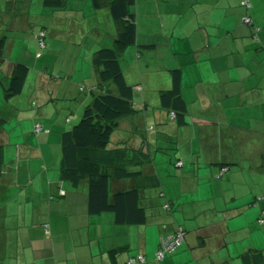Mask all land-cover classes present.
Returning <instances> with one entry per match:
<instances>
[{
  "label": "crops",
  "instance_id": "0c3cea01",
  "mask_svg": "<svg viewBox=\"0 0 264 264\" xmlns=\"http://www.w3.org/2000/svg\"><path fill=\"white\" fill-rule=\"evenodd\" d=\"M84 1L50 8L42 0H0V35L6 37L0 52V264H119L136 253L145 257L139 264H264V224L257 222L264 199H256L264 193V0H251L249 9L261 26L258 43L240 21V0H134L129 6L135 42L115 43V49L140 111L119 119L109 148L126 150L127 168L136 172L111 179L109 187L138 188L143 222L91 212L86 182L75 186L61 176L60 136L90 102L89 89L116 91L99 81L94 46L82 66L84 85L77 82L76 60L70 79L49 78L45 70L32 81L27 75L30 104L23 112L11 106L19 94L4 96L15 61L32 56L33 69L50 62L25 46L34 38L16 48L7 35L48 30L56 11L97 24L99 37L107 20L110 40L100 37L98 45L109 40L112 46L120 23L105 3L94 8ZM174 68L181 71L186 105L181 119H172L160 101L172 87ZM35 121L48 131L35 132ZM43 222L50 223L49 235ZM176 226L185 230L183 242L155 260L159 236Z\"/></svg>",
  "mask_w": 264,
  "mask_h": 264
},
{
  "label": "trees",
  "instance_id": "16d2710c",
  "mask_svg": "<svg viewBox=\"0 0 264 264\" xmlns=\"http://www.w3.org/2000/svg\"><path fill=\"white\" fill-rule=\"evenodd\" d=\"M67 1L68 0H42V4L50 8H64ZM91 3L94 8H100L104 6L102 4L105 3L112 17L120 23V27L117 29V36L114 39L115 42L112 46L98 45L92 58V62L97 69L96 72L100 83L109 81L114 84L116 91L109 88L105 90L101 88L100 90L89 89L91 100L83 107L79 120L75 122L71 128L64 130L60 136L61 176L63 179L69 181L71 185L75 186L86 182L87 203L91 212L111 211L118 221L143 222L146 219V215L144 207L140 205L138 188L132 187L110 192L109 187L111 179L135 175L136 172L127 168L129 157L126 150L109 148L111 134L118 126L119 119L134 113L136 110L132 96L133 86L127 83L124 77L115 49V43L131 44L135 42V21L133 14L129 11V6L134 3V0H91ZM240 5L245 9V12L240 17V21L250 26L252 39L255 43H258V35L261 31V26L254 22L249 12L251 0H240ZM245 16L249 17L250 20L247 22L244 21L243 17ZM42 28L43 29H39L36 32H32L33 38L40 48L35 53L36 57H40L43 53L42 50L47 47L45 41L47 30L44 27ZM5 39L6 37L4 35L0 37V52L4 47ZM28 73L29 66L24 61H15L13 63L9 83L7 87L4 88V96L10 97L20 93ZM171 75L172 87L160 93V101L161 104L169 110L172 119H181L185 113L186 105L180 94V69H172ZM84 88L86 87H81V89ZM36 124H39L40 128L36 129ZM33 130L35 132L48 131V128H45L39 121H35ZM2 157L3 150L0 145V163ZM58 193L61 194L63 192L59 190ZM261 195H264V193L257 196L256 199L258 201L264 199V196L259 198ZM163 208L169 210L170 206L166 203L163 205ZM260 218L264 219V209H262L261 215L257 218L259 224H264V221H258ZM42 228L45 234H50L51 229L49 222H43ZM179 228H181L183 232L181 244L185 235V230L181 226H176L172 231L164 232L159 236V240L161 236L167 233H174ZM179 245L166 252L164 256L172 252ZM138 254H141L145 260L142 253H136L127 256V258L119 264H124L129 257H135ZM155 260L157 259L155 258ZM140 262L142 261L136 264Z\"/></svg>",
  "mask_w": 264,
  "mask_h": 264
},
{
  "label": "rangeland",
  "instance_id": "374dc122",
  "mask_svg": "<svg viewBox=\"0 0 264 264\" xmlns=\"http://www.w3.org/2000/svg\"><path fill=\"white\" fill-rule=\"evenodd\" d=\"M82 3H85L84 0H80ZM77 15V13H71L70 10H63V12H58L56 11L54 14L53 18H50L47 21V33L45 37V41L47 43V47L44 48L43 51V56L39 60L43 59V57L49 55V64L47 66L44 65H38L34 69L32 68V65L30 62H32L31 59H34L32 56H25L29 59V62L24 61L28 66H29V77L32 79H35V74L38 71H46L48 77L52 79H59V80H66L71 78V73L74 69V66L76 65V60H78L79 63H77V70H76V76L79 77V80L77 82L81 83V85L85 84V81L81 78V72H82V66L85 63H88L89 59L88 56H90V52L92 51V47L97 48L101 38L106 40V38H109V29L111 28L110 22L105 20L104 25V33L102 32V35L99 37L98 35L100 34L98 32V28L96 27L97 24H95L94 28L93 25L88 24L86 22H83L81 20L83 19H77L74 20L72 18L73 15ZM66 15L69 19H63V16ZM87 17L84 18L86 20ZM80 20V21H79ZM37 29V28H36ZM96 29V30H95ZM34 29H26L24 32V35H7L9 36L10 42L15 41L16 48L20 43L25 40L27 42V37L33 38L32 32ZM98 33H97V32ZM2 35H0L1 37ZM142 36V35H141ZM109 40L105 41V43H101L99 46H105L109 43H111ZM35 41V40H34ZM25 44V43H24ZM28 44V45H27ZM25 46L29 48L31 51V54L34 56L36 51L39 50L40 48L38 45L36 46V42L34 44L32 43H26ZM22 47V45H21ZM26 49V48H24ZM81 51V53L78 55L77 50ZM20 60L23 59L24 57H19ZM42 62V61H41ZM83 62V63H82ZM155 64H153L154 66ZM88 66L85 65V67ZM45 67H48L45 69ZM83 73V72H82ZM90 73V71H89ZM88 81V83H92L93 81L90 78H84ZM74 80V79H73ZM40 82V80H39ZM7 87V85H6ZM28 91L25 87L22 88L21 94L18 93L19 95L16 96V101L15 104H11V106H14L16 109V112L19 111L23 112L24 108L29 106L30 104V99L28 97ZM11 97V96H10ZM29 99V100H28ZM12 101V100H10ZM17 102H21L18 105ZM32 105V104H31ZM33 106V105H32ZM11 107L9 106V109ZM35 109V107H34ZM140 110L137 109L134 111L133 114L138 113ZM82 112V111H81ZM81 115V113H80ZM80 118V117H79ZM79 118L76 120V122L79 120ZM74 124L71 123L69 125V128ZM113 142L112 137L110 138L109 145Z\"/></svg>",
  "mask_w": 264,
  "mask_h": 264
},
{
  "label": "built area",
  "instance_id": "2783aa9c",
  "mask_svg": "<svg viewBox=\"0 0 264 264\" xmlns=\"http://www.w3.org/2000/svg\"><path fill=\"white\" fill-rule=\"evenodd\" d=\"M244 21H249V17L245 16L243 17ZM35 128H40L39 124L35 125ZM177 164H181V161H178ZM264 195H261L259 198H262ZM259 222H263L264 219L260 218L258 219ZM183 238V232L182 229H177L174 233H167L166 235H163L160 237L158 248L155 252V258L157 260H161L164 256V254L173 248H175L177 245L180 244ZM144 258L141 254H138L135 257H129L127 261L124 264H136L139 261H143Z\"/></svg>",
  "mask_w": 264,
  "mask_h": 264
}]
</instances>
